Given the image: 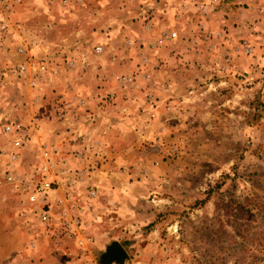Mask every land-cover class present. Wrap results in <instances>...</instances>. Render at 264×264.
<instances>
[{
	"label": "rangeland",
	"instance_id": "obj_1",
	"mask_svg": "<svg viewBox=\"0 0 264 264\" xmlns=\"http://www.w3.org/2000/svg\"><path fill=\"white\" fill-rule=\"evenodd\" d=\"M6 1L0 264H264V0Z\"/></svg>",
	"mask_w": 264,
	"mask_h": 264
},
{
	"label": "crops",
	"instance_id": "obj_2",
	"mask_svg": "<svg viewBox=\"0 0 264 264\" xmlns=\"http://www.w3.org/2000/svg\"><path fill=\"white\" fill-rule=\"evenodd\" d=\"M69 2H71L74 5H80L82 4H86L91 0H68ZM7 2V1H6ZM55 2V0H9L7 2V7H11L12 5H20L21 3V7L25 9L24 15L22 16L24 19L28 20L30 18L29 15L32 14V16L37 17L38 14H42L44 16V18L48 15L46 13H43V11L45 9H42L44 7V5H48V4H53ZM43 10V11H42ZM32 18V17H31ZM21 25V29L19 30H15L17 32L13 33L16 36V33H18V36L23 37V36H27L29 35V27L28 25L25 24H20ZM100 115L102 113H99ZM28 122V121H26ZM54 127H51L50 130H53ZM42 130V129H41ZM71 131H73V129H70ZM45 132V131H44Z\"/></svg>",
	"mask_w": 264,
	"mask_h": 264
},
{
	"label": "water",
	"instance_id": "obj_3",
	"mask_svg": "<svg viewBox=\"0 0 264 264\" xmlns=\"http://www.w3.org/2000/svg\"><path fill=\"white\" fill-rule=\"evenodd\" d=\"M127 257V252L123 245L118 241H111L106 245L105 249L101 254V260L104 264H109L111 262L123 263Z\"/></svg>",
	"mask_w": 264,
	"mask_h": 264
},
{
	"label": "built area",
	"instance_id": "obj_4",
	"mask_svg": "<svg viewBox=\"0 0 264 264\" xmlns=\"http://www.w3.org/2000/svg\"><path fill=\"white\" fill-rule=\"evenodd\" d=\"M0 1H3V0H0ZM4 128H6L7 130L10 129V125H5ZM15 142H16V144H19V142H21V141H19V140H15ZM46 179H47V178H46ZM33 187H34V190L37 191V193H39V192H45L46 189H47L48 187H50V182L47 181V180H44L42 183H37V182H36L35 185H34ZM29 199H30V200H34V199H35L34 195H30V196H29Z\"/></svg>",
	"mask_w": 264,
	"mask_h": 264
}]
</instances>
